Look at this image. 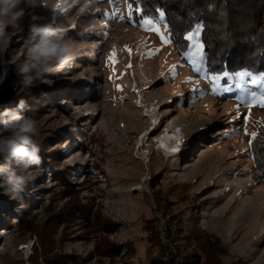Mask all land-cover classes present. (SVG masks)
Here are the masks:
<instances>
[{
	"label": "rangeland",
	"instance_id": "374dc122",
	"mask_svg": "<svg viewBox=\"0 0 264 264\" xmlns=\"http://www.w3.org/2000/svg\"><path fill=\"white\" fill-rule=\"evenodd\" d=\"M80 1L54 21V0L25 5L21 27L0 55V110L28 102L22 114L38 123L42 157L21 197L0 194V264H34L39 238L48 257L64 264H146L154 255L149 222L155 219V230L164 222L154 195L170 202L172 213L196 219L214 251L197 252L203 264H264V179L245 152L264 126L261 88H237L221 99L216 80L200 69L197 32L184 60L161 20L129 22L128 0ZM33 13L76 43L64 67L21 91L14 65L24 58ZM225 127L232 132L223 136ZM154 178L161 180L152 191ZM72 203L88 218L76 213L49 225ZM20 217L32 219L36 231L23 234ZM108 244L122 250L105 256Z\"/></svg>",
	"mask_w": 264,
	"mask_h": 264
},
{
	"label": "trees",
	"instance_id": "16d2710c",
	"mask_svg": "<svg viewBox=\"0 0 264 264\" xmlns=\"http://www.w3.org/2000/svg\"><path fill=\"white\" fill-rule=\"evenodd\" d=\"M128 19L137 27H147L150 23L161 20L167 27V38L173 51L184 60L189 57L192 46L188 37L197 32L196 48L204 57L200 69L212 78L221 77L216 80V95L219 98L223 99L222 96L237 91V88H261L260 92L264 93L259 79L264 75V0H128ZM200 45H203L202 49ZM235 96L240 98L239 95ZM237 114L238 117L240 113ZM228 128L225 127L222 131L223 136L232 132V129ZM222 135L214 136L211 143H218ZM245 152L251 154V161L264 179V126L256 131ZM160 180L161 178L151 180L149 187L152 191L159 185ZM154 200L153 207L164 218L167 236L175 243V255L180 259L179 264H203L198 251H210L211 255L214 254L212 246L206 245L209 242L208 237L205 239L206 234L199 228L195 229L197 222L192 219L193 215L184 217V214H179L178 211L172 213L169 211L170 202L164 197L154 195ZM193 208L194 206L191 212ZM76 213H80L85 219L88 218L86 208L72 203L61 214H56L53 218L51 216L49 225L56 226ZM155 223L154 218L149 222L148 238L154 255L147 259L146 264H174L170 257L165 261L163 259L166 249L158 239ZM15 224L24 230L23 234L35 230L32 219L20 217ZM190 245L194 251L185 250ZM108 247V255H105L108 257L116 256L122 250L113 244H108ZM171 254L169 252L167 255ZM30 259L34 264H39V259L44 264L65 263L61 257H48L47 247L41 238L38 239Z\"/></svg>",
	"mask_w": 264,
	"mask_h": 264
},
{
	"label": "clouds",
	"instance_id": "9594fccd",
	"mask_svg": "<svg viewBox=\"0 0 264 264\" xmlns=\"http://www.w3.org/2000/svg\"><path fill=\"white\" fill-rule=\"evenodd\" d=\"M43 4L44 0H0V55L7 51L20 29L25 5L36 9ZM75 43L73 37L46 22L45 17L31 14L29 32L22 44L24 58L14 65L21 91L56 67H64ZM28 108L22 98L15 107L0 110V194L12 199H18L33 181V172L42 170L38 123L32 116L22 114Z\"/></svg>",
	"mask_w": 264,
	"mask_h": 264
},
{
	"label": "built area",
	"instance_id": "2783aa9c",
	"mask_svg": "<svg viewBox=\"0 0 264 264\" xmlns=\"http://www.w3.org/2000/svg\"><path fill=\"white\" fill-rule=\"evenodd\" d=\"M156 231L158 233V239L160 243L163 245V247L166 249L164 261L168 260L169 257L173 259L174 264H179V257L175 255V251L170 243L171 237L167 236L165 224L162 220L158 221ZM169 252H171V255H167Z\"/></svg>",
	"mask_w": 264,
	"mask_h": 264
},
{
	"label": "snow or ice",
	"instance_id": "6c2138e0",
	"mask_svg": "<svg viewBox=\"0 0 264 264\" xmlns=\"http://www.w3.org/2000/svg\"><path fill=\"white\" fill-rule=\"evenodd\" d=\"M188 39H193V35H190L188 37ZM199 47L202 49L203 48V45H200ZM113 57H114V53L112 54V56H110V59H113ZM113 62H114V60H113ZM225 75H227V74H225ZM240 75H243V74H240ZM219 79H221V77H219V76L213 77V80H219ZM259 79H260V81L262 83H264V75H262L261 77H259ZM213 91L215 92V87H214Z\"/></svg>",
	"mask_w": 264,
	"mask_h": 264
},
{
	"label": "bare ground",
	"instance_id": "6f19581e",
	"mask_svg": "<svg viewBox=\"0 0 264 264\" xmlns=\"http://www.w3.org/2000/svg\"><path fill=\"white\" fill-rule=\"evenodd\" d=\"M67 1H69V0H67ZM67 1H66V0H63L62 3L64 4V3L67 2ZM80 5H83V2H81V1L79 0V5H78V6H80ZM61 6H62V4L56 7V12H57V9H59ZM58 18H59V17H58ZM169 137H171V136H169L168 134H166V135L164 136V139H162V140L160 141V145H161V146H164V145H165V140H166V138H169Z\"/></svg>",
	"mask_w": 264,
	"mask_h": 264
}]
</instances>
